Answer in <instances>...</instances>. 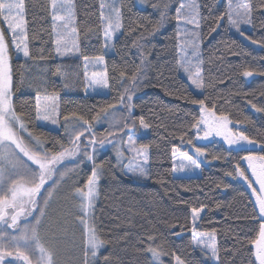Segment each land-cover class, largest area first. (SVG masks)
Masks as SVG:
<instances>
[{"label": "snow or ice", "instance_id": "6c2138e0", "mask_svg": "<svg viewBox=\"0 0 264 264\" xmlns=\"http://www.w3.org/2000/svg\"><path fill=\"white\" fill-rule=\"evenodd\" d=\"M138 3L150 7L156 19L127 17L126 27L125 9L128 5L125 0H99L98 23L85 30L86 39L89 34L102 39L104 50L114 49L121 37H129L125 47L129 52L135 50L138 57V62L125 61L124 68L119 69L118 83L123 91L117 102L100 107L91 119H86L76 112L61 117L59 92L54 88L49 91L51 77H67L68 73L62 70L63 60L72 57L83 60L86 93L88 89L96 91L97 88L110 87L109 68L104 55L88 56L81 52V30L75 0H48L46 11L51 18L50 35L54 48L47 54L43 48L33 54L30 48L27 0H0V264H125L119 253L128 251V233L105 239L96 224L95 206L100 194V181L105 174V165L96 162V154L98 148L103 149L109 144L115 151L117 167L137 178H150L147 164L151 145L137 146L133 139L137 129L133 97L150 78V73L155 71L158 80L163 76L160 57L167 46L157 49L154 38L162 34L171 21H175L173 40L176 49L172 70L185 74L186 88L201 91L206 88L202 45L222 24L227 26L226 31L234 29L244 39L264 48V42L253 40L242 29L243 25L254 26L256 14L264 26V0H216L223 7L215 12L202 0H138ZM203 8L209 9L207 15L202 12ZM10 44L12 50L23 58V63L18 64L20 71L15 73ZM50 60L61 62L49 65ZM90 65L93 68L100 66L101 70L89 73ZM117 70L113 65V72ZM240 75L245 78L264 76V71L245 67ZM26 78L27 88L33 93L31 104L20 101L16 96ZM217 82L223 84L226 81L219 78ZM160 86L166 95L187 99L179 90L174 93L169 90L170 86L162 83ZM208 86L214 87L215 84L209 81ZM64 87L67 88L68 84L65 83ZM191 103L199 106L200 113L190 125L195 130V139L220 136L229 148L248 153L240 157L247 162V170L237 163L234 170L225 175L243 179L255 197L259 223L257 235L249 242L252 259L248 264H264V154L254 153L255 146L264 153V143L250 138L243 131L234 132L229 127L233 122L227 115L217 114L216 105L208 96L193 98ZM248 103L257 112H264V107H257L250 100ZM32 119L53 125H60L62 119L66 142L57 140L49 144L42 135L34 134L29 127ZM101 120L107 123L108 129L98 136L95 125ZM138 124L142 129L151 127L143 115L138 117ZM179 139L181 145L191 146L194 155L173 146L172 171L200 168V158H206L204 149L197 147L192 139L185 140L184 135ZM176 160L180 161L179 165H176ZM85 162L91 165L90 174L80 186L78 169ZM69 180L73 183L66 198L73 202L75 210L54 214L55 198ZM202 212L204 206L191 208L190 246L193 251L198 249L205 261L223 264L216 229L201 231L199 228ZM162 223L168 229H176L171 235H183L185 226L167 221ZM158 235L153 225V231L138 241L143 247L135 251L145 254L147 264H188L177 250L166 247L167 240L162 232ZM110 245H113L112 249H109Z\"/></svg>", "mask_w": 264, "mask_h": 264}, {"label": "trees", "instance_id": "16d2710c", "mask_svg": "<svg viewBox=\"0 0 264 264\" xmlns=\"http://www.w3.org/2000/svg\"><path fill=\"white\" fill-rule=\"evenodd\" d=\"M47 2L48 0H27L28 31L33 54H37L41 48L47 54L54 48L53 37L50 35L51 18L46 11ZM75 2L78 26L81 30V52L88 56L104 55L109 68L110 87L105 95L86 93L83 60L72 57L63 60L62 70L68 73L67 77H51L49 91L54 88L59 92L61 117L76 112L86 119H91L100 107L117 102L119 94L123 91L118 83L119 69L124 68L125 61L138 62V57L135 55V50L129 52L125 47L129 43V37H121L115 48L110 50H104L101 47L102 39L95 35L89 34L86 39V28L95 27L98 23L99 0H75ZM125 3L128 5L125 9L126 27L127 17L147 16L156 19L150 7H139L136 0H125ZM202 3L211 6L213 12L223 7L222 4H217L216 0H202ZM208 11V8L202 9L205 15ZM260 19L256 14L254 26L251 25L250 30L245 34L251 36L253 40L264 42V26L261 25ZM226 27L222 24V27L208 36L202 45L206 88L201 94L184 87L188 84L186 79L181 72L172 70L176 59L173 40L175 21H171L163 33L154 38L157 49H165L167 46L160 57L163 76L158 80L155 71L150 73V78L133 97V103L136 105L133 116L137 118V129L133 139L136 140L137 146L151 145L147 164L149 179H140L126 173L116 166V158L111 151L98 148L96 162L104 163L105 174L100 181V194L95 206L96 224L105 239H114L125 232L128 233L126 239L128 251L119 253L125 264H147L145 254L137 253L135 249L143 247L138 241L146 238V235L153 231V225L157 235L161 232L164 234L167 240L166 247L177 250L188 264H213L211 261H205L198 249L193 251L190 246L191 233L188 227L191 208L200 206H204V212L199 221V228L201 231L216 229V240L221 250L223 264H248L252 259L249 242L257 235L259 223L258 211L254 204L255 197L243 179L225 175L226 172H232L237 163L247 170V165L240 157L248 153L239 149H229L217 140L204 144L197 143L193 135L195 130L190 127L194 119H198L200 115L199 106L192 104L191 99L208 96L214 101L218 115L220 113L227 115L234 124L240 126V130L245 135L264 143V112H257L248 103L250 100L257 107H264V96H261V92H264V76L255 75L245 78L240 75V71L245 67L264 71V48L253 44L250 40H245L231 30L226 31ZM10 53L15 73L20 71L18 64L23 63V58L16 56L11 44ZM218 57L222 59H217ZM60 62L50 60L48 63L55 65ZM113 65L118 69L116 72H113ZM33 71L35 72V69ZM229 76H231L230 80ZM219 78H223L226 82L218 83ZM209 81L215 86H208ZM65 83L68 84L67 88L64 87ZM161 83L170 86L169 90L174 93L179 90L187 99L166 95L165 89L160 86ZM27 84L26 78L25 84L21 86L16 96L20 101H28L31 104L33 93L27 88ZM19 107L18 103V110ZM27 110L25 108V111ZM141 115L151 125L145 136H140L138 117ZM29 127L34 134L42 135L49 144L57 140L66 142L63 123L51 129L39 125L38 121L32 119ZM107 129L108 125L103 120L95 125L98 136H102ZM181 135H184L185 140L192 139L193 143L197 147H202L206 153V158L201 160V172L198 176H174L171 148L177 146L181 151L194 155L191 146L181 145L179 139ZM254 153L264 154L260 152L259 146L254 149ZM90 168L91 165L85 162L78 169L80 186L90 174ZM72 183L73 181L69 180L62 185V191L55 198L52 206L54 214L75 210L72 206L73 202L66 198ZM217 184L220 185L219 188L216 187ZM163 221L185 226L183 235L181 237L171 235L176 229H168ZM112 248L113 245H110L109 249ZM165 260L167 261V258Z\"/></svg>", "mask_w": 264, "mask_h": 264}, {"label": "rangeland", "instance_id": "374dc122", "mask_svg": "<svg viewBox=\"0 0 264 264\" xmlns=\"http://www.w3.org/2000/svg\"><path fill=\"white\" fill-rule=\"evenodd\" d=\"M136 3H137V5H138L139 7H144V6H142V5H140V4L138 3V0H136ZM250 28H251V25H243V26H242V29H243L245 32L249 31ZM231 31H232L234 34L240 36V35H239L234 29H232ZM240 37H241V36H240ZM242 38H243V37H242ZM245 40H246V39H245ZM255 45H256V44H255ZM14 52H15V51H14ZM15 54H16V56L18 57V54H17L16 52H15ZM19 57H20V56H19ZM88 70H89V73H91L92 71H100V70H101V67H100V66H97V67L93 68V67L90 65ZM181 75L186 79V76H185L184 73L181 72ZM186 81H187V79H186ZM187 82H188V81H187ZM191 89H192V88H191ZM192 90H193V89H192ZM193 91H194L195 93H197V94H201V93L203 92V91H201V90H193ZM87 92H88L89 94L105 95V94H107V92H108V88H107V89L97 88L96 91H93L92 89H88ZM61 122L63 123V120H62ZM62 123H61V124H62ZM38 124L41 125V126H43V127H47V128H51V129H52V128L55 129V127L57 126V125H53V124H51L50 122H47V121H38ZM229 127H231L232 130H233L234 132H240V131H241V130H240V126L237 125V124L232 123L231 125H229ZM147 133H148V129H142V128H141L140 136H145V135H147ZM215 140L224 143L225 146H227V148H229L227 142L224 141L223 138L220 137V136H212V137H209L207 140H197V139H196V142H197V143H200V144H204V143H208V142L215 141ZM246 147L253 148V146H250V145H246ZM255 148H258V146H255L254 149H255ZM190 149H191V151L194 153V150H193L192 148H190ZM229 149L237 150V148H235V147H233V148H229ZM101 150H104V151H105V150H109V151H111V152L113 153V155L115 156V151H114V149L112 148V146L109 145V144H106V146H105L103 149H101ZM200 159L202 160V159H204V157H201ZM204 161H205V160H204ZM175 163H176V165H179L180 161H179V160H176ZM244 163L247 165V162H246V161H244ZM201 164H202V163H201ZM200 172H201V167L198 168V169H195V170H184V171H179V170H178V171L174 172V176H176V177H191V176H198V175L200 174ZM256 208H257V211H258V206H256ZM202 213H203V212H202ZM202 213H201V215H202ZM212 263H213V262H212Z\"/></svg>", "mask_w": 264, "mask_h": 264}]
</instances>
